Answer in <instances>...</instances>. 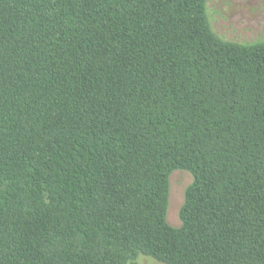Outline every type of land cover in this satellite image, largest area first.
Masks as SVG:
<instances>
[{"label":"trees","instance_id":"1","mask_svg":"<svg viewBox=\"0 0 264 264\" xmlns=\"http://www.w3.org/2000/svg\"><path fill=\"white\" fill-rule=\"evenodd\" d=\"M207 1L0 0V264H264V42Z\"/></svg>","mask_w":264,"mask_h":264},{"label":"rangeland","instance_id":"2","mask_svg":"<svg viewBox=\"0 0 264 264\" xmlns=\"http://www.w3.org/2000/svg\"><path fill=\"white\" fill-rule=\"evenodd\" d=\"M207 14L213 32L223 41L250 45L264 42V0H208ZM193 176L175 171L170 176L167 219L174 226L181 225L180 212ZM131 264H160L139 256Z\"/></svg>","mask_w":264,"mask_h":264}]
</instances>
